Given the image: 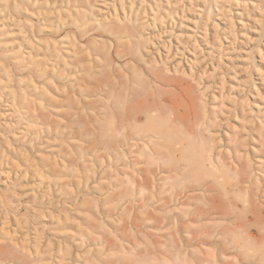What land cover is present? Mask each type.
Listing matches in <instances>:
<instances>
[{"label": "rangeland", "instance_id": "1", "mask_svg": "<svg viewBox=\"0 0 264 264\" xmlns=\"http://www.w3.org/2000/svg\"><path fill=\"white\" fill-rule=\"evenodd\" d=\"M9 2L0 0V82L8 85L5 91L0 89V199L9 195L15 197L21 203L16 211L19 217L25 212V206L46 210V204L36 205L34 202L41 195L44 201L56 200L51 201L55 207L48 205L54 208V213L63 209L64 223L59 232L53 229L55 218L47 213L35 222L44 229L52 243L62 240L64 245L62 252L54 244L43 247L39 258L44 262L54 260V263L60 261L64 264H125L145 261L147 255L148 261L153 255L150 262L157 259L155 263H159L166 253L170 255L177 251L196 262L211 257L208 252L217 249L214 242L201 244L196 241L187 249L181 245L180 236H185L186 232L177 233L171 220L172 213H169L167 220L171 221L165 228L160 231L152 228V223L163 211L158 210L155 197L151 198L150 185L155 181L154 175L147 172L150 166L144 158H140L141 170L128 169L122 158L104 148L106 144L102 141L105 137L92 134L80 136L77 130L76 89L70 87L67 81L62 83L60 80H54L55 84L51 81L47 84L39 82L41 86L37 84V90L27 86L30 78L26 67L31 61L44 57L39 46L35 45L30 50L23 37L31 27L34 30L46 29L42 20L44 0L22 4L21 12L14 19L9 14ZM114 2L116 0L93 1L91 10L94 18L118 24L120 15L116 17L112 12ZM149 2L144 0L147 9L141 12L142 21L149 23H145V29H142L145 43L141 50L145 56H163L167 51L174 52L176 44H181L182 50L174 56V60L179 62L180 72L174 73L170 69L167 74L183 75L181 69L196 74L194 80L188 73L184 76L196 87L199 83L201 89L206 90V105L213 112L212 119L216 120L212 129L219 131L222 148L233 150L236 136L245 134L249 138L245 147H240L237 154L242 158L237 159L236 164L244 160L246 152L255 164L260 162L258 160L264 162V0H158L159 16L155 24L150 22ZM94 18H90L88 26L94 25ZM75 31L74 26L68 25L62 35L67 33V40L75 42L76 39L77 43V38L72 35ZM39 36L46 35L40 32ZM115 41L112 34L94 28L87 37L79 38V56L83 57L84 66L94 64L95 80L108 81L120 87L124 81L122 76L128 72L124 64H133V48L127 44L128 39H118V46ZM62 48L65 50L64 59L71 57L72 60L73 49ZM57 69L58 66L53 68L48 62V78ZM72 74L77 77V71L68 75ZM80 74L89 76L87 70H81ZM71 76L67 78H76ZM147 85L138 87L139 94L129 104L130 107H137L145 93H151L152 89ZM60 87H64V91ZM158 89L165 93L163 96H169L172 90L163 85H159ZM10 91L16 93L15 101ZM199 91L192 94L199 95ZM22 94H26L29 106L19 101ZM241 106L246 108L247 121L255 127L252 140L243 128L248 122L241 120L238 114L234 116ZM82 120H85L84 126L92 127L85 116ZM257 130L262 137L257 135ZM111 143L113 145L114 141ZM81 151H84V156ZM126 173H130L136 181L144 176L149 178L148 190L136 195V200L133 197L137 193L130 194ZM172 173L161 171L156 175V182H162L159 177ZM122 192L124 195L119 199L117 208L112 206L116 202L114 200L96 207V200L111 198ZM189 193L200 195L201 191ZM166 194L162 193L163 196ZM143 202L146 206L138 208L137 204ZM255 202L258 207H263L264 196L256 198ZM6 213L4 204L0 202V264H33L38 239L34 238L32 230L28 232L24 229L26 224L29 227L33 224V219L26 223L22 216L19 223L6 221ZM25 218L31 219L28 214ZM131 219L139 220L140 232L135 234L137 229H128ZM216 221L202 220L192 226H212ZM211 229L202 227L198 232H210ZM195 232L190 231V235ZM216 235L222 234L215 231L211 240ZM21 243L25 246L22 247ZM235 258L233 253L220 255L219 263L234 264Z\"/></svg>", "mask_w": 264, "mask_h": 264}, {"label": "bare ground", "instance_id": "2", "mask_svg": "<svg viewBox=\"0 0 264 264\" xmlns=\"http://www.w3.org/2000/svg\"><path fill=\"white\" fill-rule=\"evenodd\" d=\"M36 1L10 0L8 4L10 17L16 18V14L22 10V4L36 3ZM93 1L98 0H44L42 20L46 29L34 30L31 27L30 30H26L23 37L28 47L30 46V50L39 46L44 57V59L31 61L30 66L26 67L30 78L27 86L37 90L39 82L47 84L50 81L54 83L56 80L62 83L67 81L70 87L77 90V118H79L77 130L80 136L92 134L99 135L101 138L105 137L102 141L106 144L104 148L113 151L117 158H122L128 169L141 170L140 158H144L147 166H150L147 172L154 175L155 181L153 185H150L151 198L155 197L158 210L163 211V214L152 223V228L160 231L172 220L177 233L186 232L185 236H180L181 245L186 249L196 241L201 244L214 242L217 247L216 251L208 252L211 257H206L199 262L185 258L180 251L171 252L170 255L166 253L167 256L161 257L159 263H155L157 259L151 262L154 264H221L219 263L220 255L233 253L236 256L234 264H264V206L258 207L255 202L256 198L264 196V162L258 160L260 162L255 164L246 152L244 160L236 164L237 159L242 158L237 153L240 152L241 146L245 147L249 138H246L245 134L236 136L234 140L232 139L233 150L222 148L219 131L212 129V124L216 120L212 119L213 112L207 108L206 90L201 89L199 83L197 87L193 85L184 76L188 72L183 69H181L183 75L167 74L170 69L174 73L180 72L179 62L174 60V56L182 50L181 44H176L173 56L174 52L170 51L163 56H145L141 50V46L145 43L142 29H145V23L148 25L149 23L142 21L141 12L147 9L144 0H118V2L116 0L112 5V12L116 17L120 15L117 18L118 24H109L106 20L94 18L95 15L91 10ZM148 8L151 13V15L148 14L150 22L155 24L159 16L158 0H150ZM91 17L94 18L95 23L93 22L94 25L90 27L88 25ZM68 25L76 28L72 35L77 38V43H75L76 39H74L75 42L67 40V33L62 35ZM94 28L112 34L116 38L117 46L120 44L118 39H128L127 44L133 48L131 53L133 64L127 62L124 64L128 72L122 76L124 81L120 87L108 81L98 82L94 79V64L87 66L82 64L83 57L79 56L81 44L78 45V41L81 37H87L89 31ZM40 32L46 36L40 37ZM62 47L73 49L72 60L71 57L64 59L65 50ZM48 62L53 68L58 66L50 78L46 75ZM81 70H87L89 76L80 74ZM72 71H77V77L73 74L68 75ZM188 75L191 80L196 78V74L192 71ZM70 76L76 78L69 80L67 77ZM146 83L152 89L151 93H145L144 99L139 100L137 107H130L129 104L139 94L138 87H143ZM158 84L170 87L172 89L170 95L163 96L165 93L158 89ZM7 86V83L0 82V89L4 90ZM60 88L64 91V87ZM196 89L200 90V96L192 94L197 91ZM11 95L15 101L16 93L11 92ZM93 95L96 97L92 98ZM25 96L19 95L20 100H18L29 106L30 102ZM237 114L241 116V120L248 122V125L244 124L243 128L248 131L252 140L255 127L249 120L247 121L246 108L238 107L234 116ZM82 116L91 121L92 127L84 126L85 120H82ZM257 132V135L262 137V133L258 130ZM81 152L84 156V151ZM161 171L174 173L159 177L162 182L158 183L156 175ZM126 177L131 190L130 194L137 193H134L135 200L136 195L148 190L147 176L139 181H136L130 173H126ZM197 190L201 191L200 195L189 193ZM162 193L167 194L163 196ZM123 195L124 192L116 193L111 198L98 199L95 202L96 207L114 200L116 202L112 206L117 208L119 199ZM41 196L39 197L41 200H34V202L36 205L46 204V210L25 206V212L22 214L25 220L23 221L26 223L33 219V224L30 227L26 224L24 229L28 232L32 230L34 238L38 239L35 246L36 259L32 263L64 264L60 261L54 263V260L44 262L39 258L45 246L50 247L54 244L61 252L64 246L62 240L52 243L51 238L45 235L44 229L35 225L37 219L44 213L55 218V227L58 228L54 227V231L59 232L64 223L63 209L56 214L53 212L54 208L48 206L49 204L53 206L54 203L51 201L55 199L46 198L50 201L46 199L44 201ZM140 199L142 200L143 196ZM0 202L4 204L8 213L4 219L19 223L22 216L21 218L17 216L16 211L18 207H21V203L11 195L3 197ZM137 206L143 208L146 202ZM169 213H172L170 221L167 220ZM27 214L31 219L25 218ZM66 217L68 218L67 214ZM209 219H217V221L212 226L205 227L204 224L198 227L192 226L193 223ZM138 227L139 220L131 219L128 229L131 231L137 229L136 234L140 232ZM202 227L212 229L210 232H198V229ZM193 230L196 231L195 234L190 235V231ZM215 231L222 235H216L217 237L211 240ZM14 244L18 246L17 242ZM21 246L25 244L21 243ZM145 249L147 250L146 247ZM151 258L148 261L147 255L145 261L136 260L125 264H152Z\"/></svg>", "mask_w": 264, "mask_h": 264}]
</instances>
